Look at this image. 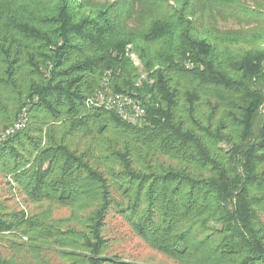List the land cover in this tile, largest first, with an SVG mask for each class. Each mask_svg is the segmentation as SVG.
Here are the masks:
<instances>
[{
  "label": "trees",
  "instance_id": "16d2710c",
  "mask_svg": "<svg viewBox=\"0 0 264 264\" xmlns=\"http://www.w3.org/2000/svg\"><path fill=\"white\" fill-rule=\"evenodd\" d=\"M208 1L0 0V234L71 264H264V16L222 31L213 6L242 5Z\"/></svg>",
  "mask_w": 264,
  "mask_h": 264
},
{
  "label": "rangeland",
  "instance_id": "374dc122",
  "mask_svg": "<svg viewBox=\"0 0 264 264\" xmlns=\"http://www.w3.org/2000/svg\"><path fill=\"white\" fill-rule=\"evenodd\" d=\"M110 2L112 0H101ZM207 0V4H210ZM261 0H239L242 10L238 12L232 6L215 5L213 11L214 19L218 29L238 30L247 32L252 30L259 20L264 16L263 9L258 7ZM212 4V3H211ZM214 9V8H213ZM221 9V10H220ZM220 10V12H219ZM12 206H22L29 213H39L47 208V204L27 203L23 201V196L17 193L12 200ZM52 217H59L67 214V209L62 207H51ZM134 246H128L127 250L132 251ZM0 252L6 256H11L18 264H71V260L61 257V255L51 245L35 244V241L28 239L26 236L18 238L11 234H0ZM142 260L138 264H173L166 258L149 251H143Z\"/></svg>",
  "mask_w": 264,
  "mask_h": 264
},
{
  "label": "built area",
  "instance_id": "2783aa9c",
  "mask_svg": "<svg viewBox=\"0 0 264 264\" xmlns=\"http://www.w3.org/2000/svg\"><path fill=\"white\" fill-rule=\"evenodd\" d=\"M132 58L134 59V63L139 65V61L135 55L132 54ZM96 102L109 109L115 110L122 118L131 123L139 122L144 114V110L141 105L137 102L131 101V99L124 94H100L97 97Z\"/></svg>",
  "mask_w": 264,
  "mask_h": 264
}]
</instances>
